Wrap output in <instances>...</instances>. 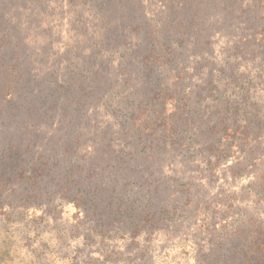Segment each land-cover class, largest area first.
Wrapping results in <instances>:
<instances>
[{
  "label": "rangeland",
  "instance_id": "obj_1",
  "mask_svg": "<svg viewBox=\"0 0 264 264\" xmlns=\"http://www.w3.org/2000/svg\"><path fill=\"white\" fill-rule=\"evenodd\" d=\"M238 104L250 149L217 160ZM263 164L264 0H0V240L25 263L219 264L220 218L263 224Z\"/></svg>",
  "mask_w": 264,
  "mask_h": 264
},
{
  "label": "trees",
  "instance_id": "obj_2",
  "mask_svg": "<svg viewBox=\"0 0 264 264\" xmlns=\"http://www.w3.org/2000/svg\"><path fill=\"white\" fill-rule=\"evenodd\" d=\"M160 51L161 49L156 47L153 53L154 60L161 59L159 57ZM247 108H249V104H238L235 108L228 105L224 108L225 110L222 109L220 111L219 120L213 127L215 134H220L218 145L213 151L217 160L223 154L219 153V150L224 148L223 144L245 148L251 142L250 137L254 134V130L257 127L250 124L251 122L253 123L255 115ZM140 125L145 128L150 127L147 122ZM255 125L257 126V124ZM247 149H250V147H247ZM213 166H211L210 172L213 171ZM251 186L256 189L259 202L262 201L264 203V164L261 172L259 171L258 177L252 180ZM190 189L191 187L188 185L185 192L188 193ZM235 200H237L236 197L231 194L227 195L226 198L215 197L214 199L217 209H224L226 212H223V214L225 215L232 212L234 203L237 202ZM260 217L263 220V224L251 217L245 223L240 224L233 232L228 231L227 220L220 218L216 225L217 229L211 232L214 239L220 241V243L211 249L209 258L214 263L217 262L219 264H264V213ZM208 225L209 222L207 221L201 224L204 230L207 229ZM7 229V226L2 227L1 231L9 232V229ZM7 239L8 236L0 240V264H29L25 263L24 258L18 256L17 250L11 247Z\"/></svg>",
  "mask_w": 264,
  "mask_h": 264
}]
</instances>
